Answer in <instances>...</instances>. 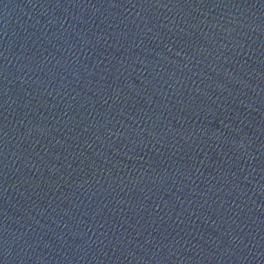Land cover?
<instances>
[{"label": "water", "instance_id": "1", "mask_svg": "<svg viewBox=\"0 0 264 264\" xmlns=\"http://www.w3.org/2000/svg\"><path fill=\"white\" fill-rule=\"evenodd\" d=\"M0 264H264V0H0Z\"/></svg>", "mask_w": 264, "mask_h": 264}]
</instances>
